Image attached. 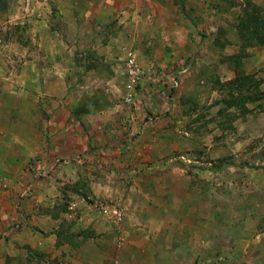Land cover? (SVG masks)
Here are the masks:
<instances>
[{"label": "crops", "instance_id": "obj_1", "mask_svg": "<svg viewBox=\"0 0 264 264\" xmlns=\"http://www.w3.org/2000/svg\"><path fill=\"white\" fill-rule=\"evenodd\" d=\"M122 2L130 4L131 0H80L78 18L86 24L78 25L77 19L74 27L90 28L94 19L104 20L120 12ZM133 7L136 17L137 12L145 15L141 29L154 34V42L160 47L154 46L150 62L159 71L173 63L177 79L186 77L203 55L197 51L199 46L193 49L198 41L196 27H187L179 40L166 35L165 29L171 25L165 26V20L176 17L171 0H133ZM171 28L178 36L175 26ZM209 38L208 44L213 40ZM142 71L147 73L151 68L149 71L143 67ZM228 74L235 77L234 68ZM205 87L211 90L209 101V95H203V85H183L180 94L192 96V102L181 104V109L190 105L189 115L180 110L179 115L169 117L177 112V106L167 99L163 103L155 101L151 107L122 100L107 111H96L100 120L92 121L87 114L80 119L82 122L87 118L93 128L89 133L94 135L96 146L90 151L77 154L76 149L84 147V132L77 126L54 139L56 146L42 149V161L38 162H44L43 174L51 179L37 177L31 166L30 183L35 201L47 206L38 205L29 216L17 215L21 231L10 234L9 240L19 241L16 252L25 251L24 246L29 244L34 254L29 264H112L115 257L119 264H139L136 253L140 249L148 254L145 264H205L206 254L216 245L208 229L213 215L209 218L208 214L213 213L215 204L230 205L231 173L238 177V189L243 193L247 182L261 186L264 178V97L244 101L246 108L241 107L242 103L230 105L231 120L222 121L219 109L227 108L226 103L216 104L214 87ZM252 91L264 95V80L241 93ZM152 125L157 129L151 132ZM21 139L30 141L26 136ZM28 152L23 145L18 147L15 155L20 165L14 163L12 171L23 172L22 166L33 157ZM189 158H193V164L186 162L190 163ZM1 164L6 169L8 160L5 158ZM62 190L67 191L64 194ZM58 200L69 204L70 210L60 214L61 222H72L69 231L58 230ZM89 207L94 211H88ZM88 231L93 236L87 235ZM60 238L64 239L62 243Z\"/></svg>", "mask_w": 264, "mask_h": 264}, {"label": "rangeland", "instance_id": "obj_2", "mask_svg": "<svg viewBox=\"0 0 264 264\" xmlns=\"http://www.w3.org/2000/svg\"><path fill=\"white\" fill-rule=\"evenodd\" d=\"M171 1L176 8V17L167 18L165 26H175L178 36L171 27L165 29L166 35L179 40L181 32H186L187 27L194 30L195 26L198 41L193 49L199 46L197 51L203 54L191 72L179 80L173 63L159 71L156 64L150 62L154 46L160 47L154 42V34L141 29L145 15L137 12L139 17H136L132 13L133 0L130 4L122 2L120 12L104 20L94 19L87 29L74 27L77 19L78 25L86 24V21L79 22L80 0H0V264H29L34 258L29 244L24 246L25 251L16 252L19 241L16 238L9 240L10 234L21 231L19 216H29V211L41 205L35 201L30 183L31 166L37 177L51 179L47 178L48 174H43L44 162H38L41 150L56 146L54 139L75 126L84 132V147L76 149L77 154L96 146L94 135L89 133L93 131L92 125L87 118L80 121L85 115L79 109L82 105L89 107L90 112L86 114L94 121L98 119L96 111H107L114 102L126 98L140 106L147 103L148 107L155 101L163 103L167 99L173 107L177 106V112L168 115L174 118L181 111L188 114L190 110V105L181 109V104L192 102L191 95L180 94L183 85L201 84L205 96L211 91L205 86L214 87L213 100L218 105L225 102L229 87L235 88V101L241 102L237 104L243 108H246L243 101L264 97L259 91L248 95L241 93L264 80V0ZM128 10L131 12L127 13ZM208 37L213 38L209 44ZM130 52L136 57L141 71L143 67L149 71L151 68L150 72L142 71V77L135 83L126 74L125 62ZM228 60L235 77L228 74L232 70L228 68ZM216 64L220 65L214 68ZM247 72L253 74L247 75ZM146 87L148 91L144 89ZM211 99L209 95L207 101ZM94 101H97L96 107L91 106ZM228 109L223 106L219 109L222 121L231 120ZM156 129L152 125L150 130ZM24 136L30 141H22ZM21 145L29 150V157H33L22 166V173H16L12 169L15 170L14 163L20 165L15 154ZM251 145L253 149L254 144ZM59 146L63 147L62 144ZM5 158L8 160L6 169L1 164ZM193 158H189L190 163L186 162L193 164ZM230 177V205L215 204L213 213L209 210L208 216L212 218L213 215V220L208 229L211 228L216 245L206 254L204 262L264 264V178L261 186L247 182L243 193L238 189V177H233L232 173ZM57 180L61 181V178ZM26 187L31 188V193L21 197ZM68 207V203L58 200L55 211L59 215L58 230L69 231L72 222L69 219L68 222L60 221V214L69 211ZM88 211L94 210L89 207ZM86 234L93 236L91 231ZM62 240L60 238L59 243ZM139 247L143 248V245ZM140 251L136 253V260L145 264L148 254ZM114 260H118L117 257Z\"/></svg>", "mask_w": 264, "mask_h": 264}, {"label": "built area", "instance_id": "obj_3", "mask_svg": "<svg viewBox=\"0 0 264 264\" xmlns=\"http://www.w3.org/2000/svg\"><path fill=\"white\" fill-rule=\"evenodd\" d=\"M126 74L130 78V80L135 83V81L139 80L142 77V71L140 67L138 66L136 57L133 55L132 52L128 53V56L126 57ZM126 102L130 101V99L126 98ZM31 193V188L26 187L23 192L21 193V197L27 196ZM106 212L105 210H103ZM112 264H119L118 260L112 261Z\"/></svg>", "mask_w": 264, "mask_h": 264}, {"label": "trees", "instance_id": "obj_4", "mask_svg": "<svg viewBox=\"0 0 264 264\" xmlns=\"http://www.w3.org/2000/svg\"><path fill=\"white\" fill-rule=\"evenodd\" d=\"M248 78H250V77H248ZM229 88H230V90H229V92L227 94V97L225 99L226 107H229L230 105H235V104L237 105V103H241V102L235 101V99H236V96H234V94H235V92H234L235 90L234 89L235 88H232V87H229ZM239 98L242 99L241 96H239ZM91 106L96 107L97 106V101L92 102L91 103ZM79 109L82 110L81 113H83V114H86V113H89L90 112L89 107L86 108L85 104L82 105L81 107H79Z\"/></svg>", "mask_w": 264, "mask_h": 264}]
</instances>
